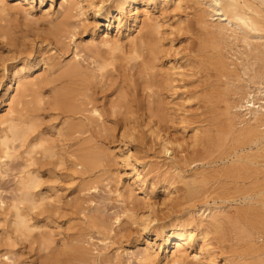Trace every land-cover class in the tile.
I'll return each mask as SVG.
<instances>
[{
	"label": "rangeland",
	"instance_id": "1",
	"mask_svg": "<svg viewBox=\"0 0 264 264\" xmlns=\"http://www.w3.org/2000/svg\"><path fill=\"white\" fill-rule=\"evenodd\" d=\"M1 1L3 2L1 3ZM95 1H98V0H95ZM16 2H20V3H16ZM61 2L62 0H52V1H49V0H0V135L1 133H3V130L6 126V123H3L4 121H2L3 118L6 117V115L7 116L9 115V111L10 113H13L19 109L20 94L16 93V90H15V87L17 85L16 83L17 79H20L21 82H27V81L37 78L38 80L40 79L37 82L39 83V85L41 84L39 92L44 93V97L45 98L47 97L46 99L49 98L50 100L48 99V103L47 104L45 103L46 106L44 104L45 107L43 105L40 106V107H44V110H41L42 108L40 109L38 106L34 107L35 113L33 112L32 114H34V117H36L34 120H36L37 122L35 125V131L33 132V135L39 136L41 138L43 137L42 139H44L45 142H48L47 145L53 148L52 149L53 153L55 152L54 157L52 156L53 155L52 154L51 155L52 157L47 156L48 157L47 159V157H42L40 153V149H37L36 152H39V157L37 156L38 153H35L37 157L34 158L33 164L30 165L28 168V166L26 165L28 163L27 162V159L29 158L28 156L34 157L35 154L32 152L31 155L28 154L26 156L25 153L29 151V147H30L29 145L30 143L31 144L33 143V140L29 141L30 143L25 142L24 144L23 143L21 144L19 140H17L19 143L17 141H13L14 145L10 143L11 158L10 156L5 157L3 152L0 150V156H2L0 158V264H142L143 261L141 262L139 261L144 254L143 253L144 246H145L144 239L148 237L149 239L152 240L155 238V236L154 235L146 236L142 232V227H140V225L134 222L135 221L134 219L139 220V218H141V215L142 217L143 215L145 216V214L147 215L149 208H150L149 204H152V206L156 205L153 207L154 208L153 214L155 215L156 220H157L161 216H164V214H169L171 212L172 210L171 202H173L172 201L173 199L177 200L178 197H181L184 195V191L182 192L179 191L180 188L182 189L183 184L179 183L180 181L178 180H180V178L177 177L176 175L175 176L177 179L175 177L174 179H176V182H175L176 186L178 182V186H177L178 188L177 187H176L177 189L173 188L176 191H174L173 189H170V190H172V193L181 192L180 193L181 195L180 194L178 195L176 193L171 195L170 193V196H169L168 195L169 193L164 192L163 186L165 185V182H164L163 177L167 175L170 176V174L168 173L166 174L167 167L164 165H166L165 163L168 162L170 158H168V155L166 156L162 153H158L159 149L156 148L157 146H153V145L151 146V144H154V141H152V138L149 136V133L147 134L148 132L147 127L143 126V125H146V124H143V121L144 123H146L147 119H145V117L144 118L139 117V119L137 120L138 115H134L132 116L134 119L131 117V120H130V116H129L130 114L128 113L127 109L123 105L125 104V101L129 97H130L129 99L133 97V94L130 91L133 90V88L135 87L134 86L135 83L136 82L138 83L141 77V74H138L139 72L138 68L134 66V63L136 60H131L132 59L130 57L131 55L130 53H127V52L131 44L130 39H132L131 37H134L135 34L137 33L138 26L140 25L139 21L141 20L142 17H144L142 15L143 12L144 14L146 13V15L148 12L149 13L148 16L150 15L149 17L152 20V22L155 23L156 26L157 24L159 25V27L157 26L158 27L157 29L159 30H156L158 31L157 35L160 37V39L163 38L161 42H163L162 45L164 46L163 47L164 57H162L160 61H158L159 65L157 64L156 70L158 71L161 69L163 70L159 72L167 71L168 70L167 68L172 67L171 66L172 64L176 66L180 65L182 69L184 67L183 71L188 75V77L186 76L187 84H188L187 85L188 87H186V89L187 90L190 89L189 91H191V94H192V96L190 97V100H185L183 96H182L183 98L180 97L181 99H183L181 100L179 98V96L181 95L176 97V95L172 96L171 92H163V96L165 98L163 100L170 103L168 104L170 109H172L170 111L174 113V114L172 113L173 116L176 114L175 115L176 119L170 116V119L168 120L166 119V121L164 120V122H161L163 124L162 129L163 130L166 129L164 131L161 130L162 132L161 134L165 135L167 138L169 137L171 139V140L169 139L170 141L176 142V144L171 142L172 144L170 146L171 148H174V149L179 147V149L176 152L178 154H180V151H183L184 149L190 150L192 147H195V148L197 147L198 149L201 148L200 144H197L198 146H193V144L195 143V140H197V142H201V141L203 142L206 140L205 137H207L208 142H204L205 143L204 146L208 147L207 145L209 144V147L211 148L212 151L209 150L210 148L205 147V149H208L211 152L212 156H210V158L213 157V159L215 158L214 160L217 159L216 164H213V165L216 166V168L218 166H219L218 168H221V170L219 169L220 172H222L220 174L223 175L224 173L226 175V176L220 175L221 178L219 176L213 179V181L212 180L209 181L210 183L208 182V185L206 184V186L203 187L204 188L203 190H205L206 192L208 191L207 195L209 199L207 197L206 198L209 202L210 207L218 206L217 209L220 212L223 211L224 213H227V214L223 213V215L219 216L220 224H219L218 229L220 232L218 231V229L212 226L213 227L211 228L212 233H209L210 234L209 236L210 247L211 245L212 247L213 246L216 247V249L213 248V250L216 252L215 254L219 252L218 255H215L218 257L215 258L216 261L214 263L221 264L224 261L229 260L228 264L230 263L231 264H257V263L259 264L257 260H259L261 257H264V244H262L264 243V213H262L264 212V204H262L264 203V186H262L264 185L262 184L264 183V179H262V177H264V151H262L260 148L262 147V144L258 145V148H260L259 152H257V147L254 145L252 146V148L249 149L247 147V139L244 138L242 135H238L237 130H239L240 128L241 129L245 128L249 123L253 122L250 109H254L258 105L264 106V83H262L264 82V78H262L264 77V73H262V71H264L262 70L264 69V59H262L264 58V45L262 44L264 43H261L262 41H264V38H257V39L254 38L252 40L253 46L256 48L252 52L248 51L247 48L243 46V43L241 42V40L239 42V39L241 38L240 37L241 34L238 35L239 39L237 38L238 39V40L236 39L237 41L231 38V36H230V39L227 37L226 40L225 39L219 40L220 43H223L220 45V47L222 46L221 50L223 49L221 53L224 57L228 58V59L224 58L225 61L227 60L226 62L230 63L231 65L233 64L232 69L238 68L237 71L235 70V72H233L235 73V75L232 73L233 74L231 75L232 77L229 76V79H231L232 81L227 80V83L230 82V84L228 85L221 84L225 86L224 88V86H217V84L215 85L217 80H215L216 79V77L214 76L215 70L213 68L211 69L209 68L210 71H207V73H206V70H208V68L206 70L205 68L204 69L201 68L200 69L201 72L197 74V77L196 75L194 77L192 75V73L195 70H197L196 68L198 67L196 66L197 64L194 62L196 57L193 58L194 55L195 56L197 55L195 53H198L197 51L202 49V48L198 49L200 46L203 47V49L205 47L204 44L209 46L210 43L208 44V42L209 40H211L208 35L204 34L205 32L203 29H201V26L200 27L198 26L197 21H195L196 19L194 18V15H193L195 8L193 7L194 6L196 7V5L192 3L193 1L192 2L185 1L183 2L184 4L182 3L181 7L177 8L174 6L175 4L172 1L164 2L163 4V0H156L155 4L149 3L146 5L145 0H137L135 4V8L137 7L139 11L142 8H145V9L143 12H141V14H139L140 17H138L139 19L136 21V23L133 22L131 18L126 19L125 16H121L120 20H116V18L115 19L111 18L112 16L116 15V10L113 9L111 12L112 13L111 16L108 17L107 19L104 17H100V16L96 17L95 21L98 22V25L95 28L94 26L91 25V22L93 21L92 12L88 9V7L85 8L86 7L85 6L83 9L84 12L86 10L84 15L77 16L76 18L75 17L69 18V20L73 22L72 24L73 29L74 27H76L75 36H73L72 38L70 37L65 38V36L60 37V40L58 43L57 40L59 38L57 40L56 39L54 40L55 35H53L52 31H53V26L55 25V22L57 23V21H61L64 18L61 16V15L64 16L63 9L60 8L59 6ZM202 2H204V0H202ZM113 5H114L113 0H107L104 3L103 11L107 9V7L109 6L113 7ZM189 5L191 6L189 7ZM132 11L134 12L136 11V9H132ZM83 19H86V21L85 20L82 21ZM52 20L54 22V25L52 24L53 23ZM109 20L112 25L109 29H107L106 23L109 22ZM207 20L212 21L211 17H207ZM74 22H75V26H74ZM213 22L215 23L216 21H213ZM2 25H4V28ZM6 28L7 30L10 28L11 29L9 30V32L6 31L7 32L6 33L5 32ZM199 29L201 31H199ZM104 33H108V36L110 38L109 40L110 42L107 43L108 45L106 43L105 45L103 42H101L103 38L102 36L105 35ZM231 33L232 32L230 31L227 32V34L232 35ZM9 34H11L12 36L11 35L9 36ZM49 39L52 41H50ZM197 40L198 41L202 40V41L198 42ZM257 40L259 42H257ZM198 43L200 46L198 45ZM258 45H259V48H258ZM208 48L210 49L211 46ZM208 48H206V50ZM244 48L246 50H244ZM169 49H172V50H169ZM259 49L260 50L262 49V50L260 51ZM123 50H126V52ZM245 51H248V53ZM228 52L229 53L231 52L230 53L231 55ZM114 53H116L117 57L113 56L115 55ZM91 55L93 56L91 57ZM106 55L110 58L109 60L113 64L110 63L109 60H107L108 58H106ZM98 58L100 60H102V58L107 60L109 63L108 69L112 68V70L111 71L109 70L107 76L103 77V79L105 78L104 81L102 80L101 82H99L97 78L96 80H93L94 85L93 84H91L92 86L89 85L90 89H88L91 93H89V91L87 92L86 90H84V92L88 93L86 95L91 94L90 98H87L85 101L86 102H88L87 100L92 101L91 104L93 103V106L95 105L94 107H96L99 113L101 114L100 115L101 121L99 120V117L94 115L93 116L94 118L91 120V122L88 121V123H86L88 128H89V124H91L90 126L91 129L86 128L88 130L84 129V132L80 135L79 133H75L73 134V137L74 135L79 136L80 143H83V142L86 143L87 140H85V138H89L91 136L90 138L92 139L95 136V138L92 139L93 140L92 142L94 143L97 141L96 142L97 145L96 143H94V145L97 146L96 151L98 153L100 152L101 154V156H99V157H102L101 161L103 162L105 160L103 162L105 163V165H103L100 162L101 166L98 167L94 171L93 174L84 173L83 175H80V174L75 175V174H72L73 169L70 163V161L72 160V156H71L72 154L70 155L68 152L71 151L72 153L74 149L77 147L76 145H78L77 143L79 141L76 142L77 139H74L75 137L73 138L72 136H68L66 129H67V126H69L68 125L69 123H72L73 121L74 123H77L79 120L78 118L80 117L77 118L78 115H76L74 119L72 118V116L69 113L70 111L68 112L70 107H68V109H65V107L67 108V106H69V104L67 105V101H65L64 99L62 101L57 99L55 101L56 102V105H55L54 100H52L53 98H50V97L51 95H54L52 93L54 88H56L54 89V93H56L59 90H63V88L67 89L68 87H70V85L68 86V82L70 78L68 75L65 76L67 74L66 69H69L74 64H79L84 68L85 67L93 68V66H95L96 61L97 60L99 61ZM236 58L238 62L236 61ZM115 61H116V64H115ZM191 63L192 65L194 63L196 67L193 68L194 65L193 66L188 65ZM252 63L254 64V66L252 65ZM234 64L236 67L234 66ZM179 70H181V68ZM170 71H172V69ZM191 71L193 72L191 73ZM255 72L258 73L257 74L258 77L252 78L253 75H255ZM250 74H253V75H250ZM207 77L209 78V81L207 80ZM256 78H258L259 80ZM249 79L251 80L253 79L254 81H251ZM40 81L44 82L45 84L43 83L44 84L43 85L42 83H40ZM239 82H241L242 84ZM253 82L255 84H251ZM257 82L258 84L261 82L260 84L261 86L259 88H258V84H256ZM204 83L206 84L204 85ZM207 83L208 85L210 83L211 84L213 83L212 85H215L214 89L217 87L216 90L212 88V91H210V93L212 94H209V92L206 91L208 87ZM195 85L196 87L197 86L198 87L196 88ZM203 85L205 88L203 87ZM256 85L258 89L256 88ZM58 86H62V88L61 87L59 88ZM200 86H202L203 89H201ZM57 87L59 90L57 89ZM80 88L81 86L79 87V89ZM229 88H232V89H229ZM204 89L205 91H203ZM217 89L219 90L218 93L220 94L222 93V95L224 94L226 95L222 96V98H217L216 95L219 96V94L216 93ZM246 90L247 91L249 90L248 91L249 93H247ZM192 91H194L196 94ZM199 91L203 93V97L202 95H200V98H202V100L204 101L205 99H207V102L204 103L203 101V103H201L202 102L201 99L198 100L199 96L197 97V94L198 95L201 94ZM165 93H167L168 95ZM228 94L230 96L229 100L227 99V97H229ZM83 95L85 94H82L81 96ZM211 95L214 97L212 98ZM250 95L252 96V98ZM13 96L14 98L12 99ZM243 96L244 97L246 96V97L244 98ZM77 97L80 98L79 96ZM92 97H93V100H91ZM241 97H242V100H241ZM82 98L81 100H83ZM246 98L250 100L252 99L251 102L249 103L250 106L248 105V103L244 102ZM252 101L254 102V105H251ZM62 102L66 106H64ZM86 102H85L86 104L85 106L87 105L89 106V104ZM111 102L113 104H111ZM171 102H173L174 104L173 103L171 104ZM180 103H182L183 106L185 107L181 106L182 104ZM53 104L55 108H53ZM91 104L90 106H92ZM178 104L179 106H176ZM225 104L226 105L229 104L230 107L234 105L232 108L229 107L230 115L229 114L225 115L226 114ZM236 105L238 106L240 105V106L236 107ZM181 108L183 109L181 110ZM179 109L181 110V112H184V113H181ZM66 111L68 113H66ZM178 114H179V117H177ZM180 114L181 115L183 114L185 117L181 116ZM136 116L137 118L135 120ZM230 116H232L233 118L230 119ZM182 117L184 118L181 119ZM225 117L227 119L229 118L230 120L227 121ZM37 118H39L40 121H38ZM97 118H98V121L96 120ZM179 118L181 121L179 120ZM68 119H71V120L68 121ZM126 119L128 121L130 120L129 121L130 124L128 123V121H126ZM173 119L175 120L173 121ZM184 119L186 120V122L188 121L189 123H185L186 125L181 123L182 120ZM193 119L194 121L192 122ZM124 121L126 124L124 123ZM230 122L231 123L234 122L237 128L231 127L233 125H231ZM227 123H229V126H228L229 128H232V129L235 128V129L233 130L231 129V131L228 132L226 130ZM124 124L126 126H124ZM133 124H135L136 127H133ZM102 125H104L105 128ZM216 125H217V129H216ZM205 126L209 128L207 129ZM219 126L220 128H218ZM93 127H95V129L93 130L97 132L96 134L92 130ZM223 127L224 128L226 127V128L224 129ZM143 128H145L146 132ZM195 128L196 130L202 129L201 130L202 133L201 131L197 130L199 131L198 135L196 134L197 136L194 137L193 131L195 130ZM203 128L205 129L204 133H203ZM196 130L195 132H197ZM39 132L41 133V135ZM60 134H64V136H61ZM201 134H203L202 137L199 136ZM86 135L89 137H87ZM208 136L210 137L208 138ZM233 136H235L236 138H233ZM81 137H84V138H81ZM203 137L205 140H202ZM66 138H69V139H66ZM221 138H224L222 139L223 140L222 142L220 140ZM94 139L96 140L94 141ZM239 139L242 142V144L239 142ZM241 139H243L244 141ZM212 140L214 142H212ZM45 142H44V145H46ZM237 142L239 143V145H237L238 144ZM177 143L178 144L181 143L179 144L180 146ZM71 144H73L75 148H73ZM240 144L242 146H240ZM85 145H88V142L87 144H84V146ZM188 146L189 148H185ZM229 148H230V151L231 150L233 151L230 152ZM244 148H245V151H244ZM13 150H16V152ZM129 151H131L130 153L133 155H131L128 158L127 162H129V165H132V164L137 165L139 172H141L142 174L141 176L143 177L145 176L143 179L146 181L143 184L137 181L136 182L133 181L132 183L130 182L131 178L135 176V173H133L132 170L130 169L131 166H127L124 164L123 159H122V158H125L124 156L129 155ZM249 151L251 152V154ZM17 152L19 153V156ZM223 152L225 153L224 155H222ZM219 153H220L221 158L217 157L219 156ZM12 154H14L13 156L15 157H13ZM237 155L238 156L239 155L241 156L250 155L252 156L250 158L254 157L252 161H254L255 163L254 164L250 162L247 163L245 161H241V164L239 161H238L239 163L238 162L230 163L231 159H234L235 158L234 156L237 157ZM44 158L46 159L47 162L44 161L45 160ZM226 163L229 165V167L227 168L225 166ZM190 164L191 163H188L187 165L183 166V170L186 172L182 171L185 175L186 174L189 175V176L186 175L188 176V179L191 178L190 175L193 172H199L202 170L199 163H194L191 165ZM220 164L222 165L220 166ZM241 165L243 166L241 167ZM222 166H224L225 169L222 168ZM230 166L233 169L235 168L239 169V171L236 170L235 172H233L231 169H228V168H231ZM247 166H250L252 168L250 167L247 168ZM204 167L208 168L209 166L205 165ZM25 169L32 170L38 176V180H39L38 182L39 185L35 187L33 189L34 191L32 190L31 194L27 195V197L26 195H21V192L18 189L19 188L18 182L21 178V175H23V171H25ZM227 170L232 172V173L230 172L231 175L229 174V171ZM244 170L245 172H243L241 175V172ZM255 171L257 172L255 173V175L257 176L254 175ZM170 172H173V169H171ZM252 173L254 176H252ZM173 174H175V172ZM238 175H239V178L241 176L243 177L244 175V178L242 179L241 177L240 179L239 178L234 179V177L235 176L238 177ZM96 176L97 177L99 176V177L97 178ZM255 179L257 180L255 181ZM159 181H161L162 184ZM224 181H226L227 183L225 184ZM237 181L239 183H237ZM235 182L238 184V186L242 185L244 189L242 186L240 187L242 191L240 189H237L238 186L237 184L235 185ZM151 183H153V186L150 185ZM243 183L245 186L243 185ZM210 184L211 185L214 184V185L211 186ZM259 184H262V185H259ZM209 185L212 187V189H210L211 187ZM254 185L255 186L258 185V188H255ZM260 186L262 189L260 188ZM205 188L207 189L209 188L212 191L210 192L209 189L207 190ZM213 188H215L216 192H214ZM235 189H237V192L235 191ZM238 190H239V193H238ZM243 190L248 193H245ZM249 190L250 191L252 190L253 192H250ZM225 191H227L229 194H227V192ZM212 192L215 195L211 194ZM130 194H131V197L129 198L131 199L128 198ZM239 194L240 196L238 197ZM20 195L21 197H19ZM28 196L30 197V200ZM125 197H127L128 199L127 198L126 199L130 201L129 202L130 206L132 205L131 203H133L132 206H134V209L137 208L133 212L136 218L133 216L131 212L128 213L127 215L126 203H127V206H129V204H128V201H126ZM213 197L215 199H213ZM21 198H23L24 201ZM33 198H34V201H33ZM168 198H170V200ZM35 199L37 202H35ZM179 199L183 201V204L181 205L183 207H181L180 205L179 206L181 208L179 206L177 207L181 210L183 208L191 207L193 203L199 205V203L201 202L199 198L197 199V201L190 200V197L184 200L182 199V197ZM28 200L33 201L34 204L32 202L28 203ZM247 201L248 203H246ZM251 204L252 205L254 204V206H252ZM247 205L248 206L250 205L249 207H251L252 211L249 210L250 209L249 208L248 213L247 212L245 213L244 211H246V209L244 207H246ZM13 206L15 209L13 208ZM236 206L237 208L241 207L245 209V210L242 209V212H241L240 211L241 208H238L240 213H242L241 214L242 216L237 214L238 211H236L237 210ZM248 206L246 208H248ZM16 207L18 208V211L20 210V213H24L22 215H25L24 217L28 219V220L26 219L27 227L26 226L18 227L19 228L18 229L16 228V225H15L16 223L15 224L13 223V221L17 222L16 216H15ZM199 207L200 206H197V208ZM252 207H255L253 208L254 210L252 209ZM179 209L175 208V212L176 210L177 212L180 211ZM194 209L196 208H191L190 210L195 212ZM203 209H205V206L202 207V211ZM202 211L200 213H202ZM229 211H230V214H229ZM172 212L174 211L172 210ZM207 212L208 211H205L202 214V216L198 214H196L195 216L197 218L199 216V218H202L205 221L206 220L205 215L207 214ZM235 215L236 217H238V219H236ZM130 216H132L133 221L130 219L131 218ZM222 216L223 218L226 219V221H223L225 219H223ZM257 216H259V218ZM236 221L238 224H235ZM28 226H31L30 230H28L29 232L26 230V229H29ZM238 226L239 228L242 227L245 230L242 231L243 229L241 228V231H239L240 229L238 230ZM214 228L218 231L219 235L216 233L217 231L214 230ZM17 229L20 231H16ZM248 230L252 233L253 238H250L249 239L250 241L244 238L241 239V237H244L243 234L249 233ZM241 232L243 233L240 234ZM237 235L239 236L238 238H237ZM221 236L223 237V239H221L222 238ZM252 240H253L254 245H252L253 244ZM160 241L161 240H158L157 242H160ZM255 247L257 249L260 248V250L257 251ZM261 247H262V250H261ZM155 250L156 249H154L153 254L157 252V250L156 251ZM173 250H174V247H173V243L171 242V245H169V247L166 248V250L163 249L159 252V257H158L159 260L157 259L158 261L156 260L155 263L151 261H147L148 263H146V261H144L143 264H169L168 262L165 263L166 261L165 259H163V257L165 254L170 256ZM222 250H224L225 252ZM222 256L224 258H222ZM262 259L264 258H261V260Z\"/></svg>",
	"mask_w": 264,
	"mask_h": 264
},
{
	"label": "bare ground",
	"instance_id": "2",
	"mask_svg": "<svg viewBox=\"0 0 264 264\" xmlns=\"http://www.w3.org/2000/svg\"><path fill=\"white\" fill-rule=\"evenodd\" d=\"M49 1H52V0H49ZM107 0H98V1H95V0H62V2L60 3V8H62L63 9V14H64V16L63 15H61L62 17H64L61 21H57V23L55 22V25H54V22H53V20H52V24L54 25L53 26V35H55L54 36V40L56 39H58L57 41H58V43H59V40H60V37H64L65 36V38L67 37V38H72L73 36H75V34H76V31H75V29H76V27H74V29H73V22H71L70 20H69V18H72V17H77V16H80V15H84L85 14V12H86V10H85V12L83 11V9H84V7L85 8H87L88 7V9L92 12V18H93V21L91 22V25L92 26H94V28L95 27H97V25H98V22L97 21H95V19H96V17H98V16H100V17H104V18H108V17H110L111 16V12H112V10L113 9H115L116 10V15L115 16H112L111 18H116V20H120L121 19V16H125L126 17V19H128V18H131L132 19V21L133 22H135L136 23V21L139 19L138 17H140L139 16V14H141V12H143L144 11V9L145 8H142L140 11L137 9V7L135 8V4H136V1L137 0H113V7H111V6H109V7H107V9H105L104 11H103V8H104V3L106 2ZM146 1V5L147 4H149V3H154L155 4V2H156V0H145ZM169 1H172V2H174V6L175 7H177V8H179V7H181L182 6V3L183 2H185V1H193L192 3L194 4V5H196V7L194 6L193 8H195L194 9V18L196 19L195 21H197V24H198V26L200 27L201 26V29H203L204 30V34L205 35H208L209 37H210V39L211 40H209V42H208V44H209V46L208 45H205L204 44V46L206 47V48H208V47H210L211 46V48L209 49H207L206 50V48L204 47V49H203V47H201L200 45H199V43H198V45L200 46L198 49H200V48H202V49H200L199 51H197L198 53H195V54H197L196 56L194 55V57L193 58H195L196 57V59H195V63L197 64L196 66H198L196 69L197 70H195L194 72L193 71H191V73H192V75H193V77L196 75V77H197V74L198 73H200L201 72V68H205V70L208 68V70H206V73H207V71H210V69L211 68H213L214 70H215V77H216V79L215 80H217V82L215 83V85L217 84V86H224V85H221V84H226V85H228V84H230V82L229 83H227V80H231V79H229V76L230 77H232L231 75H235V73H233V72H235V70L237 71V69L238 68H234V69H232L233 68V64L231 65L230 63H228V62H226L225 61V59H228V58H226V57H224L223 55H222V53H221V51L223 50H221V48H222V46L220 47V45L221 44H223V43H220L219 42V40H221V39H225L226 40V38L228 37L229 39H230V36H231V38H233V39H239V34H241V38L239 39V42H240V40H241V42L243 43V46H245V48H247V50L248 51H250V52H252V51H254L256 48L253 46V39L254 38H264V0H204V2H202V0H163V4H164V2H169ZM3 1H1V3H2ZM82 2H84V3H82ZM191 2H189V3H191ZM16 3H20V2H16ZM188 3V4H189ZM112 4V3H111ZM184 4V3H183ZM20 5V4H19ZM168 6V5H167ZM191 5H189V7H190ZM132 9H136V11H132ZM165 9V8H164ZM191 9H192V7H191ZM162 10V9H161ZM146 11V10H145ZM192 11V10H191ZM61 13V12H60ZM193 13V12H192ZM148 12H147V15H146V13L144 14V12L142 13V15L144 16V17H142L141 18V20L139 21L140 22V25L138 26V30H137V33L135 34V36L134 37H131L132 39H130V42H131V44H130V47H129V50H128V52L127 53H130V57L132 58H129V59H131V60H136L135 61V63H134V66H136L137 68H138V74H141V77H140V79H139V82L137 83H135V87L133 88V90L132 91H130L132 94H133V97L131 98V99H125V100H123V101H125V104H123V102H122V104L125 106V108L127 109V111H128V113L130 114L129 116H130V120H131V117L132 116H134V115H138V118H137V116L135 117V120H136V118H137V120L139 119V117H141V118H144L145 117V119H147V121H146V123H144V121H143V124H146V125H143V126H145V127H147V134L149 133V136L152 138V141H154V144H151V146L153 145V146H157L156 148L157 149H159V151H158V153H162V154H164V155H168V158H170L169 160H168V162H166L165 164L166 165H164V166H166L167 168V172H166V174L168 173V174H170V176L169 175H167V176H165V177H163L164 178V182H165V185L163 186V190H164V192L165 193H169L168 195L170 196V193H171V195L172 194H180L182 191H184V195L183 196H181L182 197V199L184 200V199H186V198H188V197H190V200H193V201H197V199L199 198L200 200H201V202L199 203V205H197V204H195V203H193V205L191 206V207H188V208H183L182 210L181 209H179V208H177L179 205L181 206L182 204H183V201L181 200V199H179V198H181V197H178L177 198V200H172L173 202H171V209L174 211V212H172V210H171V212L169 213V214H164V216H161L160 218H158L157 220H156V217H155V215L153 214V212H154V206H156V205H153L152 206V204H149V206H150V208H149V211H148V213H147V215L145 214V216L143 215V217H142V215H141V218H139V220H136V219H134L135 221L134 222H136L138 225H140V227H142V232L146 235V236H149V235H154L155 236V238L154 239H149L148 237L146 238V239H144L145 241H144V254H143V256L141 257V259H140V261L139 262H141V261H146V263H148L147 261H151V262H154L155 263V261L158 259L159 260V252L161 251V250H166V248H168L169 247V245H171V242L173 243V247H174V250L171 252V254H170V256L169 255H167V254H165L164 255V257H163V259H165V263H169V264H215L214 262L216 261L215 260V258L216 257H218V256H215V255H218V253L217 254H215L216 252L213 250V248L214 249H216V247H212V245H211V247H210V242H209V236H210V234L209 233H212L211 232V228H213V227H215L216 229H218L219 228V224H220V221H219V216H221V215H223V211L222 212H220L217 208H218V206L217 207H210V205H209V202H208V200H207V198L209 199V197H208V191L206 192L205 190H203L204 188L203 187H205L206 186V184L208 185V182L209 181H213V179H215V178H217V177H219L220 175L221 176H226L224 173H223V175L222 174H220V173H222V172H220V170H221V168H216V166H214L213 164H216V160H214L213 159V157L212 158H210V156H212L211 155V152L209 151V150H211V148L209 147V144L207 145L208 147H206V146H204L205 145V143L204 142H208L207 141V137H205V135H204V137L206 138V140L204 139V137H203V139L202 140H205V141H201V142H197V140H195V143L193 144V146H198L197 144H200L201 145V148H195V147H192V145H191V149L189 150H183V151H180V154H178V153H176L177 152V150L179 149V147L178 148H176V149H174V148H171V142H173V143H175L176 144V142H174V141H170L171 139L168 137H166L165 135H162L161 133V130H163L162 129V123L161 122H164V120L166 121V119L168 120V119H170V116H172V118H175V115L173 116L172 115V113L173 112H171L170 110H172V109H170V107H169V105L168 104H170L169 102H167V101H164L163 99H165L164 98V96H163V92H171L170 94L173 96V95H176V97L177 96H179V95H181V96H179V98L181 97V98H185V100H190V97L192 96V94H191V91H189V90H187L186 89V87H188L187 85V78H186V76L188 77V75L183 71L184 70V67H183V69H182V67L179 65V66H176V65H171L172 67H169V68H167L168 70L167 71H164V72H159V71H161V70H156V67H157V64H158V61H160V59L162 58V57H164V49H163V45H162V43L163 42H161V40L163 39V38H161L160 39V37L157 35V32L158 31H156V30H159V29H157L158 27H159V25L157 24V26L155 25V23H153L152 22V20L150 19V15L148 16ZM146 15V16H145ZM207 17H211V20L212 21H208L207 20ZM75 18H73V19H75ZM84 18H85V16H84ZM123 19V18H122ZM125 19V20H126ZM57 20H59V19H57ZM81 20V19H80ZM86 21V19H83L82 21ZM154 20V19H153ZM76 21V20H75ZM193 21V20H192ZM213 21H216L215 23L213 22ZM97 22V23H96ZM120 22V21H119ZM152 22V23H151ZM155 26H154V25ZM111 22H110V20H109V22H107L106 23V27H107V29H109L110 27H111ZM118 25H119V23H118ZM122 25H123V23H122ZM127 25V24H126ZM135 25V24H134ZM153 25V26H152ZM194 25H196V24H194ZM3 26V28H4V25H2ZM74 26H75V22H74ZM7 27V26H6ZM117 27H119V26H117ZM154 27V28H153ZM8 28V27H7ZM7 28L5 29V32L6 31H8L9 32V30L11 29H8L7 30ZM51 28V27H50ZM196 28H197V26H196ZM50 30V29H49ZM199 31H201L200 29H199ZM228 31H230V32H232L231 34L232 35H230V34H227V32ZM198 32V31H197ZM7 33V32H6ZM5 33V34H6ZM11 33V32H10ZM4 34V35H5ZM52 34V33H51ZM105 35L104 36H102L103 38H102V40H101V42H103L104 44L106 43H108V42H110L109 40H110V38H109V36H108V33H104ZM159 34V33H158ZM11 34H9V36H10ZM14 35V34H13ZM164 35V34H163ZM12 36V35H11ZM238 36V37H237ZM11 38H13V37H11ZM199 39V38H198ZM232 39V40H233ZM237 39V40H238ZM50 40V39H49ZM224 40V41H225ZM236 40V41H237ZM50 41H52V40H50ZM62 41V40H61ZM198 41V40H197ZM202 41V40H201ZM201 41H198V42H201ZM211 41V42H210ZM234 41V40H233ZM230 42V41H229ZM235 42V41H234ZM257 42H259L258 40H257ZM256 42V43H257ZM51 43V42H50ZM49 43V44H50ZM203 43V42H202ZM205 43V42H204ZM220 43V44H219ZM236 43H238V42H236ZM261 43H264V41H262ZM105 44V45H106ZM201 44V43H200ZM207 44V43H206ZM226 44V43H225ZM108 45V44H107ZM262 45H264V44H262ZM262 45H260V46H262ZM170 46V45H169ZM203 46V45H202ZM224 46V45H223ZM228 46V45H227ZM240 46H241V44H240ZM116 47V46H115ZM166 47V46H165ZM171 47V46H170ZM226 47V46H225ZM196 48V47H195ZM244 48V50H246ZM258 48H259V45H258ZM128 49V48H127ZM225 49V48H224ZM113 50V49H112ZM169 50H172V49H169ZM196 50V49H195ZM260 50V49H259ZM262 50V49H261ZM260 50V51H261ZM123 51H125L126 52V50H123ZM123 51H122V53H123ZM248 51H245V52H247L248 53ZM110 52H111V50H110ZM166 52V51H165ZM229 53V52H228ZM231 53V52H230ZM229 53V54H230ZM241 53V52H240ZM243 53V52H242ZM115 55H113V56H115V57H117V55H116V53H114ZM177 54V53H176ZM238 54V53H237ZM250 54V53H249ZM127 55V54H126ZM129 55V54H128ZM167 55V54H166ZM225 55V54H224ZM231 55V54H230ZM248 55V54H247ZM93 55H91V57H92ZM250 56V55H249ZM181 57V56H180ZM101 58V57H100ZM106 58H108L107 60H109L110 58L106 55ZM225 58V59H224ZM235 58V57H234ZM239 58V57H238ZM246 58V57H245ZM250 58V57H249ZM95 59V58H94ZM99 59V58H98ZM231 59V58H230ZM262 59H264V58H262ZM97 60V59H96ZM107 60H105L104 58H102V60H100L99 59V61L97 62L96 61V63H95V61H94V63H95V66H93V68H87V67H82L81 65H79V64H74L73 66H71L69 69H66V71H67V74L65 75V74H63V75H65V76H69V78H70V80H71V82H70V80H69V82H68V86L70 85V87H68L67 89H65V88H63V90H59L58 89V87L60 88H62V86H58L57 87V89L59 90V91H57L56 93H54V89H56V88H54L53 89V94L54 95H51V97L50 98H53L52 100H54V102L57 100V99H59V100H65V101H67V105L69 104V106H67V108L65 107V109H68V107H70V109L68 110V112L70 113V115L72 116V118L74 119L75 117H76V115H78L77 116V118L78 117H80V118H78L79 120H78V122L77 123H74V121H73V119H72V123H69L68 125L69 126H67V135L68 136H72L73 137V134H75V133H79V135L80 134H82L83 132H84V129H86V128H88L87 127V124L86 123H88V121L89 122H91V120L94 118L93 116L94 115H96L97 117H99V120H100V113H99V111L97 110V108L96 107H94L93 106V103L91 104V102L92 101H90V100H87L88 102H86L85 100L87 99V98H90V95L91 94H89V95H86V94H88V93H86V92H84V90H86L87 92L89 91L88 89H90L89 87V85H91V84H93L94 82H93V80H96V78H97V80L99 81V82H101L102 80L104 81V79H103V77H106L107 76V74H108V72H109V70L111 71L112 70V68L111 69H108V61ZM186 60V59H185ZM256 60V59H255ZM257 60H258V58H257ZM107 61V62H106ZM110 61V60H109ZM236 61H237V58H236ZM245 61V60H244ZM251 61V60H250ZM77 62H79V61H77ZM181 62V61H180ZM238 62V61H237ZM93 63V64H94ZM110 63H112L111 61H110ZM251 63V62H250ZM113 64V63H112ZM115 64H116V61H115ZM238 64V63H237ZM256 64V63H255ZM258 64V63H257ZM159 65V64H158ZM188 65H192V63L191 64H188ZM194 65V66H193ZM193 68L194 67H196L195 66V64L193 63ZM232 67H231V66ZM252 65L254 66V64L252 63ZM68 66V65H67ZM91 66V65H90ZM133 66V67H134ZM210 66H212V67H210ZM234 66H235V64H234ZM110 67V66H109ZM189 67V66H188ZM236 67V66H235ZM181 68V70H179ZM210 68V69H209ZM241 68V67H240ZM116 69V68H115ZM172 69V71H170ZM174 69H176V70H174ZM244 69V68H243ZM252 69V68H251ZM22 70V69H21ZM262 70H264V69H262ZM261 70V71H262ZM163 71V70H162ZM204 71V70H203ZM205 72V71H204ZM245 72V71H244ZM248 72V71H247ZM233 73V74H232ZM237 73V72H236ZM242 73V72H241ZM262 73H264V71H262ZM261 73V74H262ZM112 74V73H111ZM189 74H190V72H189ZM239 74V73H238ZM249 74V73H248ZM258 73L257 72H255V75H253V74H250V75H253V77L252 78H255V77H258V75H257ZM242 75V74H241ZM247 75V74H246ZM203 76V75H202ZM243 76V75H242ZM20 77V76H19ZM191 77V76H190ZM234 77V76H233ZM251 77V76H250ZM99 78V79H98ZM137 78V77H136ZM186 78V79H185ZM223 78H225V79H223ZM237 78V77H236ZM260 78V77H259ZM262 78H264V77H262ZM199 79V78H198ZM201 79V78H200ZM214 79V78H213ZM233 79V78H232ZM241 79V78H240ZM239 79V80H240ZM256 79H258V78H256ZM261 79V78H260ZM40 80V79H39ZM37 78H35V79H32V80H30V81H27V82H21L20 81V79H17V85H16V87H15V90H16V93H19L20 94V96H19V109L17 110V111H15V112H13V113H10V111H9V115L7 116L6 115V117H4L3 118V120L2 121H4L3 123H6V126H5V128H4V130H3V133H1V135H0V150L3 152V154H4V156L5 157H9L10 155H11V152H10V150H11V147H10V143H12L13 144V141H17V140H19V142H21V144L23 143H25V142H29V141H32L33 140V143L31 144L30 142V147H29V151L27 152V153H25L26 154V156L28 155V154H30L31 155V153L33 152L34 154L35 153H38V157H39V152H36L37 151V149H40V153H41V156L42 157H47V156H51L52 154V156L54 157V153H53V151H52V147L51 146H48L47 144H48V142H45V140L44 139H42L41 137H39V136H35V135H33V132L35 131V125H36V120H34L36 117H34V114H32L33 112L35 113V106H38L41 110H44V107L46 106V104L48 103V99H46L45 97H44V93H40L39 91V89H40V85H39V83L37 82V81H39ZM135 80V79H134ZM137 80V79H136ZM202 80V79H201ZM207 80L209 81V78L207 77ZM243 80V79H242ZM249 80H251V79H249ZM259 80V79H258ZM109 81V80H108ZM199 81V80H198ZM207 81V82H208ZM226 81V82H225ZM232 81V80H231ZM244 81V80H243ZM251 81H254L253 79L251 80ZM256 81V80H255ZM97 82V81H96ZM132 82V81H131ZM190 82V81H189ZM188 82V83H189ZM204 82H206V81H204ZM213 82H214V80H213ZM233 82H235V81H233ZM40 83H44V82H41L40 81ZM47 83V82H46ZM51 83V82H50ZM49 83V84H50ZM104 83V82H103ZM108 83V82H107ZM198 83V82H197ZM196 83V84H197ZM239 83H241V82H239ZM262 83H264V82H262ZM45 84V83H44ZM43 84V85H44ZM137 84V85H136ZM206 83H204V85H205ZM213 84V83H212ZM211 83L208 85V83H207V85H208V87H207V90L206 91H208L209 92V94H212V93H210V91H212V88L214 89V87H215V85H212ZM219 84V85H218ZM242 84V83H241ZM251 84H255L254 82L253 83H251ZM256 84H258V82L256 83ZM261 84V82L258 84V88L261 86L260 85ZM64 85V84H63ZM67 85V84H66ZM94 85V84H93ZM192 85V84H191ZM204 85H203V87H204ZM233 85V84H232ZM239 85V84H238ZM53 86V85H52ZM51 86V87H52ZM57 86V85H56ZM65 86V85H64ZM63 86V87H64ZM81 86V88L79 89V87ZM92 86V85H91ZM97 86V85H96ZM133 86V85H132ZM190 86V85H189ZM236 86V85H235ZM234 86V87H235ZM242 86V85H241ZM10 87V86H9ZM107 87V86H106ZM111 87V86H110ZM121 87V86H120ZM195 87H196V85H195ZM198 87V86H197ZM196 87V88H197ZM201 87V89H203L202 88V86H200ZM230 87V86H229ZM238 87V86H237ZM250 87H251V85H250ZM42 88V87H41ZM49 88V87H48ZM194 88V87H193ZM205 88V87H204ZM217 88V87H216ZM216 88L214 89V90H216ZM223 88V87H222ZM222 88H221V90H222ZM224 88H225V86H224ZM236 88V87H235ZM256 88H257V85H256ZM257 88V89H258ZM8 89V88H7ZM199 89V88H198ZM197 89V90H198ZM200 89V90H201ZM220 89V88H219ZM229 89H232V88H229ZM243 89V88H242ZM248 89V88H247ZM42 90V89H41ZM130 90V89H129ZM197 90H196V92H197ZM223 90H225V89H223ZM253 90V89H252ZM51 91V90H50ZM202 91V90H201ZM201 91H199L200 93H201ZM203 91H205V89L203 90ZM241 91V90H240ZM243 91V90H242ZM247 91V90H246ZM249 91V90H248ZM247 91V93H249ZM251 91V90H250ZM259 91V90H258ZM129 92V93H130ZM192 92H194V91H192ZM219 92V90L217 89V92L216 93H218ZM221 92H223V91H221ZM231 92V91H230ZM244 92V91H243ZM89 93H91L90 91H89ZM99 93H101V92H99ZM195 93V92H194ZM215 93V92H214ZM213 93V94H214ZM253 93V92H252ZM261 93H262V91H261ZM82 94H85V95H83V96H81ZM122 94V93H121ZM165 94H167V93H165ZM164 94V95H165ZM170 94H169V96H170ZM196 94V93H195ZM219 94V96H221V97H219V96H217L216 95V97L217 98H222V96H224V95H226V94H224V95H222V93L220 94V93H218ZM242 94V93H241ZM240 94V95H241ZM251 94V93H250ZM100 95V94H99ZM118 95V94H117ZM129 95H131V94H129ZM128 95V96H129ZM168 95V94H167ZM200 95H202V97H203V93H201V94H197V97L199 96V98H198V100H200L201 99V103H203V101L204 100H202V98H200ZM205 95V94H204ZM247 95V94H246ZM50 96V95H49ZM77 96H79L80 98H78ZM85 96V97H84ZM89 96V97H88ZM183 96V97H182ZM196 96V95H195ZM212 96V95H211ZM210 96V97H211ZM228 96H229V94H228ZM249 96V95H248ZM251 96V95H250ZM82 97H84V98H82ZM118 97V96H117ZM127 97V96H126ZM166 97V96H165ZM205 97V96H204ZM214 96H212V98H213ZM225 97H227V96H225ZM244 97V96H243ZM246 97V96H245ZM244 97V98H245ZM14 98V96L12 97V99ZM22 98V99H21ZM81 98L83 99V100H81ZM180 98V99H181ZM206 98V97H205ZM204 98V99H205ZM229 98H230V96L229 97H227V99L229 100ZM249 98V97H248ZM248 98H246V100L244 101V102H246V103H248V105H249V103L251 102V100L250 99H248ZM251 98H252V96H251ZM254 98V97H253ZM21 99V100H20ZM45 99H46V101H45ZM170 99V98H169ZM191 99H193V98H191ZM239 99V98H238ZM50 100V99H49ZM91 100H93V97H92V99ZM175 100V99H174ZM181 100H183V99H181ZM214 100V99H213ZM223 100H224V98H223ZM223 100H221V101H223ZM241 100H242V97H241ZM254 100V99H253ZM258 100V99H257ZM116 101V100H115ZM169 101V100H168ZM176 101V100H175ZM216 101V100H215ZM233 101V100H232ZM85 102L86 103H88L89 104V106H90V104L92 105V106H90V108H89V106L87 105V106H85L86 104H85ZM117 102V101H116ZM174 102V101H173ZM173 102H171V104L173 103ZM182 102V101H181ZM205 102H207V99H205V101H204V103ZM239 102V101H238ZM46 103V104H45ZM60 103V102H59ZM63 103V102H62ZM115 103V102H114ZM121 103V102H120ZM183 103V102H182ZM182 103H180V104H182ZM241 103V102H240ZM44 104H45V106H44ZM52 104V103H51ZM55 105H56V102L54 103ZM54 104H53V108H55L54 107ZM94 104H96V103H94ZM111 104H113L112 102H111ZM174 104V103H173ZM177 104V103H176ZM184 104V103H183ZM183 104L181 105V106H183ZM44 106V107H40V106ZM59 105V104H58ZM57 105V106H58ZM63 105L64 106H66L64 103H63ZM115 105V104H114ZM117 105V104H116ZM123 105H121V106H123ZM185 105V104H184ZM244 105V104H243ZM251 105H254V102L252 101V103H251ZM11 106V105H10ZM56 106V107H57ZM176 106H179V104L178 105H176ZM201 106V105H200ZM228 106V107H227ZM234 106V105H233ZM232 106V107H233ZM238 105H236V107H237ZM240 106V105H239ZM238 106V107H239ZM250 106V105H249ZM16 107V106H15ZM120 107V106H119ZM118 107V108H119ZM175 107V106H174ZM183 107H185V106H183ZM196 107V106H195ZM229 107H230V105L228 104V105H226L225 104V108H226V114L225 115H227V114H229L230 113V111H229ZM232 107H230V108H232ZM235 107V108H236ZM242 107V106H241ZM240 107V108H241ZM245 107V106H244ZM112 108V107H111ZM114 108H116V107H114ZM194 108V107H193ZM176 109V108H175ZM183 108H181V110H182ZM189 109V108H188ZM199 109H201V108H199ZM206 109V108H205ZM204 109V110H205ZM217 109V108H216ZM250 109V108H249ZM248 109V110H249ZM41 110H39V111H41ZM119 110V109H118ZM180 110V109H179ZM181 110H180V112H181ZM204 110H203V112H204ZM208 110V109H207ZM209 111V110H208ZM220 111V110H219ZM38 112V111H37ZM36 112V113H37ZM67 111H66V113H68ZM109 112H111V111H109ZM175 112V111H174ZM177 112V111H176ZM179 112V113H180ZM188 112V111H187ZM249 112V111H248ZM181 113H184V112H181ZM212 113V112H211ZM224 113V112H223ZM250 113L252 114V116H251V114H250V116L253 118V122L252 123H249L245 128H240L239 130H237V134L238 135H242L244 138H246L247 139V147L250 149V148H252V146L254 145V146H256L257 147V152H259V149L261 148V150L262 151H264V106H262V105H258L256 108H254V109H250ZM38 114V113H37ZM44 114V113H43ZM111 114V113H110ZM174 114V113H173ZM206 114V113H205ZM216 114V113H215ZM69 115V114H68ZM69 115V116H70ZM181 115V114H180ZM204 115V114H203ZM219 115V114H218ZM230 115V114H229ZM3 116H5V115H3ZM69 116H68V118H69ZM95 116V117H96ZM117 116V115H116ZM181 116H184L183 114L181 115ZM207 116H208V114H207ZM213 116V115H212ZM2 117V116H1ZM177 117H179V114H178V116ZM185 117V116H184ZM184 117H182L181 119H183ZM187 117V116H186ZM201 117H202V115H201ZM221 117V116H220ZM125 118V117H124ZM133 118V117H132ZM204 118V117H203ZM218 118H219V116H218ZM223 118V117H222ZM226 118V117H225ZM231 118H233L232 116H230V119ZM84 119H86V120H84ZM123 119V118H122ZM134 119V118H133ZM144 119V120H145ZM176 119V118H175ZM175 119H173V121L175 120ZM187 119V118H186ZM208 119V118H207ZM227 119V118H226ZM229 118L227 119V121L228 120H230ZM250 119V118H249ZM37 120L38 121H40L39 120V118H37ZM42 120V119H41ZM69 120H71V119H68V121ZM97 121H98V118L96 119ZM124 120V119H123ZM129 120V121H130ZM179 120H180V118H179ZM178 120V121H179ZM185 120V119H184ZM184 120H182V122L181 123H183V124H185V123H189L188 121L186 122V120L184 121ZM205 120H206V118H205ZM234 120V119H233ZM232 120V121H233ZM1 121V122H2ZM76 121V120H75ZM87 121V122H86ZM101 121V120H100ZM99 121V122H100ZM126 121H128L127 119H126ZM129 121H128V123H129ZM181 121V120H180ZM184 121V122H183ZM191 121V120H190ZM194 121V119L192 120V122ZM236 121V120H235ZM93 122V121H92ZM122 122V121H121ZM134 122V121H133ZM139 122V121H138ZM224 122V121H223ZM239 122V121H238ZM237 122V123H238ZM101 123V122H100ZM106 123V122H105ZM124 123H125V121H124ZM135 123V122H134ZM166 123V122H165ZM164 123V124H165ZM168 123V122H167ZM173 123V122H172ZM195 123V122H194ZM38 124H39V122H38ZM122 124V123H121ZM126 124V123H125ZM124 124V126H126ZM130 124V123H129ZM178 124V123H177ZM180 124V123H179ZM230 124L231 125H233V126H231V127H236L235 126V124H234V122H230ZM240 124V123H239ZM99 125V124H98ZM105 125V124H104ZM104 125H102L103 127H104ZM135 124H133V127H136V125L134 126ZM186 125V124H185ZM184 125V126H185ZM208 125V124H207ZM220 125V124H219ZM90 126H91V124H89V128H90ZM132 126V125H131ZM130 126V127H131ZM138 126H140V125H138ZM224 126V125H223ZM229 126V123H227V131L228 132H230L231 131V129L232 128H229L228 127ZM101 127V126H100ZM106 127H107V125H106ZM132 127V128H133ZM164 127V126H163ZM182 127V126H181ZM202 127V126H201ZM200 127V128H201ZM206 127V126H205ZM242 127V126H241ZM66 128V127H65ZM88 128V129H89ZM99 128V127H98ZM102 128V127H101ZM105 128V127H104ZM109 128V127H108ZM207 129L209 128V127H206ZM218 128H220V126L218 127ZM224 128V127H223ZM226 128V127H225ZM224 128V129H225ZM230 130H229V129ZM237 128V127H236ZM239 128V127H238ZM38 129V128H37ZM88 129H86V130H88ZM91 129V128H90ZM93 129H95V127H93L92 128V130ZM131 129V128H130ZM141 129V128H140ZM144 130H145V128H143ZM186 129V128H185ZM216 129H217V125H216ZM223 129V130H224ZM233 129H235V128H233ZM232 129V130H233ZM2 130V129H1ZM106 130V129H105ZM133 130H135V129H133ZM144 130H143V132H144ZM164 130H166V129H164ZM163 130V131H164ZM195 130H196V128H195ZM195 130L193 131L194 132V137L195 136H197L198 135V132L199 131H201L202 129H197V130H199V131H197V132H195ZM204 128H203V133H204ZM223 130H221V131H223ZM59 131V130H58ZM94 131V130H93ZM100 131V130H99ZM115 131V130H114ZM137 131V130H136ZM206 131H208V130H206ZM216 131V130H215ZM226 131V132H227ZM64 132V131H63ZM91 132V131H90ZM95 132V131H94ZM103 132V131H102ZM145 132H146V130H145ZM212 132V131H211ZM210 132V133H211ZM218 132H219V130H218ZM40 133V132H39ZM59 133H61V132H59ZM93 133V132H92ZM97 132H95V134H96ZM126 133V132H125ZM201 133H202V131H201ZM214 133H216V132H214ZM11 135V137H10V135ZM94 134V135H95ZM108 134V133H107ZM135 134V133H134ZM197 134V135H196ZM236 134V133H235ZM236 134V135H237ZM39 135V134H38ZM40 135H41V133H40ZM61 136H64V134H60ZM92 135V134H91ZM112 135V134H111ZM192 135V136H193ZM215 135V134H214ZM218 135H219V133H218ZM232 135V134H231ZM237 135V136H238ZM67 136V137H68ZM87 136V135H86ZM85 136V137H86ZM100 136V135H99ZM110 136V135H109ZM148 136V137H149ZM199 136H203V134H201V135H199ZM210 136H212V135H210ZM210 136H208V138L210 137ZM216 136V135H215ZM226 136V135H225ZM48 137V136H47ZM71 137V138H72ZM75 137V138H74ZM74 139H77L76 140V142L77 141H79L80 139H79V136H75L74 135ZM87 137H89V136H87ZM91 137V136H90ZM85 138V140H87L86 141V143H80V141L77 143L78 145H76L77 147L75 148V146H73V144H71L72 146H73V148H75L74 149V151L71 153V151L70 152H68L71 156H72V160L70 161V163H71V166H72V169H73V173L72 174H75V175H78V174H80V175H83L84 173H89V174H93L94 173V171L98 168V167H100L101 165H100V162L103 164V165H105V163H103L101 160H102V157H99V156H101V154H100V152L98 153L97 151H96V145H97V141L96 142H94V143H96V145H94V143L92 142L93 140V138H95V136L91 139V138ZM132 137V136H131ZM218 137V136H217ZM70 138V137H69ZM69 138H66V139H69ZM81 138H84V137H81ZM102 138V137H101ZM128 138V137H127ZM197 138V137H196ZM231 138H232V136H231ZM233 138H236L235 136H233ZM238 138V137H237ZM29 139V140H28ZM136 139V138H135ZM170 139V140H169ZM175 139V138H174ZM183 139H184V137H183ZM210 139H212V138H210ZM209 139V140H210ZM216 139H218V138H216ZM222 139H224V138H221L220 140H221V142L223 141ZM28 140V141H27ZM84 140V139H83ZM96 139H94V141H95ZM151 140V139H150ZM233 140H235V139H233ZM241 140H243V139H241ZM57 141V140H56ZM136 141V140H135ZM216 141V140H215ZM244 141V140H243ZM18 142V141H17ZM18 142V143H19ZM44 142H45V144L48 146H46V145H44ZM64 142V141H63ZM75 142V141H74ZM87 142H88V145H85L84 146V144H87ZM178 142V141H177ZM184 142V141H183ZM210 142V141H209ZM212 142H214L213 140H212ZM226 142V141H225ZM236 142V141H235ZM239 142L242 144V142L240 141V139H239ZM53 143V142H52ZM90 143V144H89ZM100 143V142H99ZM139 143V142H138ZM153 143V142H152ZM204 143V144H203ZM238 143V142H237ZM20 144V145H21ZM178 144V143H177ZM179 144H181V143H179ZM178 144V145H179ZM229 144V143H228ZM240 144V146H242ZM262 144V147H260V148H258V145H261ZM14 145V144H13ZM28 145V144H27ZM50 145V144H49ZM174 145V144H173ZM237 145H239V143L237 144ZM236 145V146H237ZM87 146V147H86ZM180 146V145H179ZM211 146V145H210ZM99 147V146H98ZM205 147L206 148H210L209 150L208 149H205ZM219 147H220V145H219ZM218 147V148H219ZM238 147V146H237ZM255 147V148H256ZM18 148V147H17ZM64 148V147H63ZM185 148H189V146L188 147H185ZM232 148V147H231ZM55 149V148H54ZM70 149V148H69ZM99 149V148H98ZM101 149V148H100ZM103 149V148H102ZM181 149V148H180ZM225 149V148H224ZM214 150H215V148H214ZM260 150V151H261ZM13 151H15L16 152V150H13ZM12 151V152H13ZM20 151V150H19ZM100 151V150H99ZM154 151H155V149H154ZM212 151V150H211ZM220 151V150H219ZM221 151H223V150H221ZM228 151V150H227ZM227 151H225V152H227ZM229 151H230V148H229ZM231 151H233V150H231ZM230 151V152H231ZM235 151V150H234ZM238 151V150H237ZM244 151H245V148H244ZM66 152V151H65ZM104 152V151H103ZM131 151H129V155H127V156H124L125 158H122L123 159V162H124V164L125 165H127V166H131V170H132V172L133 173H135V176H133L132 178H131V183L133 182V181H137V182H139V183H144L146 180H144L143 178L145 177H143V176H141L142 174H141V172H139V169L137 168V165H135V164H132V165H129V162H127V160H128V158L131 156V155H133V154H131L130 153ZM250 152V151H249ZM248 152V153H249ZM18 153V152H17ZM67 153V152H66ZM139 153V152H138ZM157 153V152H156ZM157 153V154H158ZM220 153H222V152H220ZM220 153H219V156H217L218 158H221L220 157ZM236 153V152H235ZM244 153V152H243ZM247 153V154H248ZM256 153V152H255ZM103 154V153H102ZM213 154H214V152H213ZM225 153L223 152V154L222 155H224ZM250 154H251V152H250ZM14 154H12V156H13ZM61 155V154H60ZM17 156V155H16ZM18 156H19V153H18ZM24 156V155H23ZM36 156V154H35V156L33 157V156H28L29 158L27 159V166H28V168H29V166L30 165H32L33 164V161H34V158H36L37 157ZM51 156V157H52ZM136 156V155H135ZM230 156V155H229ZM228 156V157H229ZM254 156V155H253ZM2 156H0V158H1ZM13 157H15V156H13ZM214 157H216V156H214ZM225 157V156H224ZM232 157V156H231ZM235 158L234 159H231V161H230V163L232 162V163H234V162H240V164H241V161H245V162H250V163H255L254 161H252V159L254 158H250V157H252V156H250V155H246V156H241V155H237V157L236 156H234ZM260 157V156H259ZM10 158H11V156H10ZM23 158V157H22ZM25 158H27V157H25ZM24 158V159H25ZM70 158V157H69ZM101 158V159H100ZM104 158V157H103ZM255 158H256V156H255ZM45 159V158H44ZM47 159H48V157H47ZM50 159V158H49ZM52 159H54V158H52ZM137 159V158H136ZM158 160V159H157ZM167 160V159H166ZM227 160H228V158H227ZM230 160V159H229ZM256 160V159H255ZM259 160H260V158H259ZM44 161H46V159L44 160ZM69 161V160H68ZM138 161H140V160H138ZM222 161V160H221ZM262 161V160H261ZM26 162V161H25ZM47 162V161H46ZM137 162V161H136ZM238 162V163H239ZM42 163V162H41ZM53 163V162H52ZM99 163V164H98ZM109 163V162H108ZM108 163H107V165H108ZM188 163H191V164H194V163H199L200 164V166H201V168H202V170L201 171H199V172H193L191 175H190V177L191 178H189L188 179V174H186V175H188V176H186L182 171H184L183 170V166L184 165H187ZM238 163H237V165H238ZM259 163V162H258ZM58 164H59V162H58ZM60 164H62V163H60ZM66 164V163H65ZM190 164V165H191ZM227 164V163H226ZM225 164V166H226V168L227 167H229V165L227 164L226 165ZM205 165H207V166H209L208 168H206V167H204ZM222 164H220V166H221ZM236 165V166H237ZM248 165V164H247ZM26 166V167H27ZM57 166V165H56ZM232 166V165H231ZM230 166V167H231ZM235 166V167H236ZM243 165H241V167H242ZM251 166V165H250ZM250 166H247V168L248 167H250ZM252 166H254V165H252ZM24 167V166H23ZM110 167V166H109ZM245 167V166H244ZM243 167V168H244ZM66 168V167H65ZM199 168V167H198ZM222 168H224V166H222ZM250 168H252V167H250ZM70 169H71V167H70ZM165 169V170H166ZM171 169H173V172H170V170ZM207 169V170H206ZM220 169V170H219ZM225 169V168H224ZM228 169H231L233 172H235L236 170H238L239 171V169H233L232 167L231 168H228ZM242 169V168H241ZM256 169V168H255ZM152 170V169H151ZM223 170V169H222ZM224 171V170H223ZM227 171H229V170H227ZM238 171H237V173H238ZM258 171V170H257ZM98 172V171H97ZM108 172V171H107ZM175 172V174H173ZM184 172H186V171H184ZM230 172L231 171H229V174H230ZM241 172V171H240ZM240 172H239V174H240ZM243 172H245V170L244 171H242L241 172V175H242V173ZM253 172V171H252ZM105 173V172H104ZM191 173V172H190ZM232 173V172H231ZM255 173H257L256 171L254 172V175H255ZM165 174V173H164ZM165 174V175H166ZM172 174V175H171ZM71 175V174H70ZM74 175V176H75ZM147 175V174H146ZM158 175H160V174H158ZM177 177H179L180 178V180H178V181H180L179 183H182L183 184V186H182V189L180 190L179 189V191H181L180 193H177V192H175V193H172V190H170V189H173V188H175V189H177L178 187V182H177V186L175 185L176 183V176ZM227 175H228V173H227ZM231 175V174H230ZM253 175V173H252V176H254ZM221 176H220V178H221ZM251 176V177H252ZM255 176H257V175H255ZM97 177V176H96ZM99 177V176H98ZM97 177V178H98ZM161 177V176H160ZM174 177L176 178V179H174ZM234 177V176H233ZM242 177V176H241ZM240 177V178H241ZM250 177V178H251ZM71 178V177H70ZM74 178V177H73ZM178 178V179H179ZM225 178V177H224ZM235 178H239V175H238V177L237 176H235L234 177V179ZM239 178V179H240ZM244 178V175H243V177H242V179ZM146 179V178H145ZM232 179V178H231ZM262 179H264V177H262ZM230 180V179H229ZM257 179H255V181H256ZM260 180V179H259ZM81 181V180H80ZM93 181V180H92ZM96 181V180H95ZM219 181V180H218ZM221 181V180H220ZM232 181V180H231ZM234 181V180H233ZM236 181V180H235ZM242 181V180H241ZM38 182H39V180H38V176L32 171V170H29V169H25V171H23V175H21V178H20V180H19V191L21 192V195H26V197H27V195H29V194H31V192H32V190L35 188V187H37L39 184H38ZM159 182H161V181H159ZM254 182V181H253ZM157 183V182H156ZM210 183V182H209ZM214 183V182H213ZM224 183L226 184L227 182L226 181H224ZM232 183V182H231ZM237 183H239L238 181H237ZM236 182H235V185L237 184ZM161 184H162V182H161ZM222 184V183H221ZM248 184V183H247ZM262 184H264V183H262ZM262 184H259V185H262ZM94 185V184H93ZM146 185V184H145ZM150 185H152L153 186V183H151ZM181 185V184H180ZM211 185V184H210ZM209 185V186H210ZM214 185V184H213ZM213 185H211V186H213ZM241 185V184H240ZM243 185H244V183H243ZM83 186V185H82ZM95 186V185H94ZM208 186V187H209ZM210 186V187H211ZM237 186H238V184H237ZM242 186V185H241ZM241 186H238V188L237 189H240V187ZM245 186V185H244ZM247 186H249V185H247ZM255 186V185H254ZM257 186V187H256ZM255 186V188H258V185H256ZM262 186H264V185H262ZM92 187V186H91ZM97 187V186H96ZM177 187V188H176ZM209 187V188H210ZM216 187V186H215ZM230 187V186H229ZM234 187V188H235ZM243 187V186H242ZM95 188V187H94ZM142 188V187H141ZM140 188V189H141ZM153 188V187H152ZM208 188V189H209ZM260 188H261V186H260ZM205 189H207V188H205ZM207 189V190H208ZM210 189H212V187L210 188ZM209 189V190H210ZM225 189H227V188H225ZM233 189V188H232ZM237 189H235V191L237 192ZM243 189H244V187H243ZM246 189V188H245ZM250 189V188H249ZM251 189H253V188H251ZM262 189V188H261ZM146 190V189H145ZM174 190V189H173ZM213 190H214V192H216V190H215V188H213ZM220 190V189H219ZM241 191H242V189H240ZM34 191V190H33ZM143 191V190H142ZM174 191H176V190H174ZM178 191V192H179ZM212 190H210V192H211ZM244 191V190H243ZM250 191V190H249ZM206 192V193H205ZM225 192H227V191H225ZM224 192V193H225ZM230 192H232V191H230ZM245 192V191H244ZM244 192H242V193H244ZM250 192H253L252 190L250 191ZM234 193V192H233ZM238 193H239V190H238ZM245 193H248V192H245ZM210 194V193H209ZM211 194H213V195H215L213 192L211 193ZM217 194V193H216ZM227 194H229L228 192H227ZM21 195L19 196V197H21ZM122 195V194H121ZM181 195V194H180ZM230 195H231V193H230ZM235 195V194H234ZM242 195V194H241ZM34 196V195H33ZM123 196H124V194H123ZM210 196V195H209ZM217 196V195H216ZM237 196V195H236ZM240 196V194L238 195V197ZM249 196V195H248ZM42 197V196H41ZM129 197H131V194L128 196V198ZM172 197V196H171ZM207 197V198H206ZM244 197V196H243ZM28 198H29V200H30V197L28 196ZM35 198V197H34ZM34 198H33V201H34ZM127 197H125V199H126ZM127 198V199H128ZM22 200H23V198H21ZM32 199V198H31ZM40 199V198H39ZM126 199V201H128ZM129 199H131V198H129ZM169 200H170V198H168ZM213 199H215L214 197H213ZM21 200V201H22ZM28 200V203L29 202H32L33 203V201H29ZM246 200V199H245ZM262 200V199H261ZM260 200V201H261ZM24 201V200H23ZM26 201V200H25ZM126 201H125V203H126ZM27 202V201H26ZM35 202H37L36 201V199H35ZM130 201H128V204H129V206H127V203H126V212H127V215H128V213H132L133 214V216L135 215L133 212H134V210L135 209H137V208H135L134 209V206H132L133 205V203H131L132 205L130 206V203H129ZM131 202H133V201H131ZM150 202V201H149ZM262 202V201H261ZM16 203V202H15ZM27 203V204H28ZM188 203V202H187ZM246 203H248V201L246 202ZM34 204V203H33ZM36 204V203H35ZM256 204V203H255ZM262 204H264V203H262ZM18 205V204H17ZM188 205V204H187ZM191 205V204H190ZM252 205V204H251ZM179 206V207H180ZM197 206H200L199 208H197ZM203 206H205V209H203V211H202V207ZM248 206V205H247ZM246 206V207H247ZM250 206V205H249ZM248 206V208H246V207H244L245 209H246V211H244L245 213L247 212L248 213V211L249 210H251V207H249ZM252 206H254V204L252 205ZM261 206V205H260ZM31 207V206H30ZM35 207V206H34ZM123 207H125V206H123ZM181 207H183V206H181ZM180 207V208H181ZM13 208H14V206H13ZM32 208V207H31ZM36 208V207H35ZM175 208L176 209H179L180 211H178L177 212V210H176V212H175ZM191 208H196V209H194L195 210V212L194 211H191L190 209ZM236 208H237V206H236ZM238 208H241V207H238ZM238 208H237V210L236 211H238L237 212V214H239V215H241L242 213H240V211L242 212V209H244V208H241V210L239 211L238 210ZM250 208V209H249ZM253 208H255V207H252V209ZM258 208V207H257ZM15 209V208H14ZM30 209V208H29ZM147 209V208H146ZM218 210V211H216V210ZM244 209V210H245ZM249 209V210H248ZM260 209V208H259ZM215 210V211H214ZM254 210V209H253ZM202 211V213H200ZM205 211H208L207 212V214L205 215V221L202 219V218H199V216H198V218L195 216L196 214H198V215H200V216H202V214L205 212ZM252 211V210H251ZM250 211V212H251ZM260 211H262V210H260ZM125 212V211H124ZM228 212V211H227ZM14 213V212H13ZM255 213V212H254ZM262 213H264V212H262ZM22 214H24V213H20V210L18 211V208L16 207V210H15V216H16V220H17V222H15V221H13V223L16 225V228H18V227H24V226H26V219L27 218H25L24 216L25 215H22ZM224 214H227V213H224ZM229 214H230V211H229ZM236 214V215H237ZM236 215H235V217H236ZM243 215H244V213H243ZM248 215V214H247ZM251 215H253V214H251ZM255 215V214H254ZM242 216V215H241ZM240 216V217H241ZM250 216V215H249ZM131 217V218H130ZM129 218L132 220V216H130ZM135 218H136V216H134ZM140 217V216H139ZM225 217H226V215H225ZM227 217H229V216H227ZM245 217V216H244ZM258 218H259V216H257ZM118 218V217H117ZM222 218H223V216H222ZM232 218V217H231ZM243 218V217H242ZM241 218V219H242ZM250 218V217H249ZM252 218V217H251ZM223 219H225V218H223ZM230 219V218H229ZM236 219H238V217H236ZM256 219V218H255ZM28 220V219H27ZM130 220V221H131ZM133 221V220H132ZM156 221V222H155ZM223 221H226V219L225 220H223ZM227 221H229V220H227ZM235 221V220H234ZM256 221V220H255ZM258 221V220H257ZM134 222H133V224H134ZM246 222V221H245ZM244 222V223H245ZM249 222V221H248ZM247 222V223H248ZM253 222V221H252ZM135 223V224H136ZM227 223V222H226ZM232 223H233V221H232ZM255 223V222H254ZM235 224H238L237 223V221L235 222ZM251 224V223H250ZM98 225V224H97ZM103 225V224H102ZM137 225V226H138ZM241 225V224H240ZM254 225V224H253ZM213 226V227H212ZM235 226V225H234ZM237 226V225H236ZM27 227V226H26ZM30 227L31 226H28V228L29 229H26L27 231L28 230H30ZM103 227V226H102ZM16 228H14V229H16ZM101 228V227H100ZM214 228V230H216ZM228 228H229V226H228ZM241 228L242 227H240L239 228V226H238V230L239 231H241ZM19 229V228H18ZM16 230V231H20V230ZM102 229V228H101ZM100 229V230H101ZM226 229V228H225ZM243 230L242 231H244L245 229L244 228H242ZM22 230V229H21ZM213 230V231H214ZM217 231V230H216ZM215 231V232H216ZM218 231H219V229H218ZM218 231L216 232L218 235H219V233H218ZM29 232V231H28ZM103 232V231H102ZM101 232V233H102ZM220 232V231H219ZM248 232L249 233H245V234H243L244 235V237H241V239L242 238H244V239H246V240H249L250 238H253L252 237V233L248 230ZM21 233V232H20ZM243 232H241L240 234H242ZM251 233V234H250ZM239 234V235H240ZM109 235V234H108ZM219 237V236H218ZM222 237V236H221ZM236 237V236H235ZM239 236L237 235V238H238ZM212 238V237H211ZM215 238V237H214ZM221 239H223V237L221 238ZM228 239V238H227ZM158 240H161L160 242H157ZM234 241V240H233ZM250 241V240H249ZM248 241V242H249ZM44 242V241H43ZM48 242V241H47ZM53 242V241H52ZM214 242H216V241H214ZM219 242V241H218ZM244 242V241H243ZM49 243V242H48ZM220 243V242H219ZM222 243V242H221ZM250 243V242H249ZM248 243V244H249ZM252 243H253V240H252ZM243 244V243H242ZM262 244H264V243H262ZM245 245V244H244ZM252 245H254V243L252 244ZM249 246V245H248ZM232 247H233V245H232ZM238 247H240V246H238ZM259 248V247H258ZM154 249H156L157 250V252L155 253V254H153L154 253ZM239 249V248H238ZM249 249V248H248ZM255 249H257L256 247H255ZM155 250V251H156ZM246 250V249H245ZM258 250H260V248L259 249H257V251ZM261 250H262V247H261ZM222 251H224V250H222ZM221 251V252H222ZM225 252V251H224ZM250 252V251H249ZM223 253V252H222ZM258 253V252H257ZM52 256V255H51ZM70 257V256H69ZM74 257V256H73ZM255 257V256H254ZM260 257V256H259ZM222 258H224L223 256H222ZM261 258H264V257H261ZM261 258L259 259V260H257L258 262H259V264H264V259H262L261 260ZM225 259H227V258H225ZM157 260V261H158ZM224 261V260H223ZM229 261V260H228ZM227 260L226 261H224L223 263H221V264H228L229 262H228ZM70 262V261H69ZM143 262H142V264H143ZM254 262V261H253ZM256 262V261H255ZM231 264V263H230ZM258 264V263H257Z\"/></svg>",
	"mask_w": 264,
	"mask_h": 264
}]
</instances>
